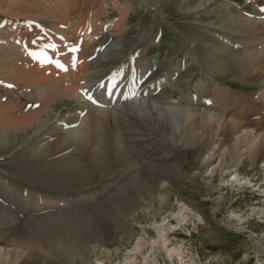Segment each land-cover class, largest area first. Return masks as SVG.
Here are the masks:
<instances>
[{
	"label": "rangeland",
	"instance_id": "obj_1",
	"mask_svg": "<svg viewBox=\"0 0 264 264\" xmlns=\"http://www.w3.org/2000/svg\"><path fill=\"white\" fill-rule=\"evenodd\" d=\"M46 1L50 3V0H0L2 68L12 60V39L21 40L20 34L26 23L36 22V19L41 18L40 21L48 24V27L56 26L53 19L57 15L54 12L46 17L42 13L41 8L45 4L42 7L40 3ZM68 1L73 3L75 0H67L66 3ZM78 2L79 7L70 13V18H77L82 7L90 10V6L101 7L105 18L101 36L89 55L88 78L103 80L113 71L96 63L99 58L107 55L106 51L111 45L122 47L127 41L130 45L148 47V54L144 57L150 61L147 72L149 75L142 79L138 90L147 88L157 80L166 71H160L163 66L170 67L176 60L179 65L172 70V82L156 85L160 82L158 79L153 84L157 88L155 91H152L151 86L148 87L154 93L152 99L155 104L166 107L180 104L183 107L195 106L198 97L194 96L195 100L192 96L189 97L193 100L191 102L187 98L188 84L192 80H201L209 91L215 84H221L224 86L222 92L229 90L239 95L240 102L231 108L229 114L235 113L234 120L245 124L237 129L227 124L217 131V127L222 124H204L199 118L194 120L195 124H182L178 131H172L168 124L157 126L163 137H166L157 141V144L163 145L160 156L164 157L171 168L165 169L166 175L159 177L158 186L152 190V194L140 192L128 194V197L125 195L119 200V208L111 212L108 219L97 218L91 224L95 237L80 239L83 244L82 256L63 258L52 247L49 239L44 238L36 228L23 227L22 223L10 227L2 224L0 264H264V71L260 69L253 73L260 66H252V70L240 78L222 80L209 73L204 61L208 51L200 50L203 44L217 46L213 47V51L219 47L220 51L224 50L233 55L260 50L261 42L264 43V31L244 36L219 27L223 26L219 21L230 18L232 14L233 17L264 21V11L256 10L252 0H212L194 10L181 7L179 0ZM256 3L261 4V1L257 0ZM194 5L198 7L200 4L197 5L196 2L191 7ZM124 7H128V15L122 10ZM93 12L95 10L91 8V13ZM124 15L128 21L123 28V34L114 36L113 30V35L107 34L110 31L109 24H117ZM150 31L151 42L144 38ZM98 48L101 51H97ZM130 48L131 46L123 54L108 56L126 62V54L133 50ZM126 63L129 64V61ZM110 65L113 66L112 63ZM193 67L196 68L193 77L186 80V73L192 72ZM7 87V82L0 78V122L19 116L20 111L14 112L15 115L12 116L7 109L14 105L12 99H16L17 94L24 104L29 100L36 102L47 98L54 93L52 88L43 96L37 87L31 90L24 85L14 90ZM127 88L123 84L116 92L122 93ZM181 90L186 94L183 97L179 92ZM175 95L180 98L178 105L175 103ZM205 100L206 98L202 99V104L210 105L213 99L209 103ZM188 101L191 105L187 104ZM78 103L79 101L73 99H59L55 106L56 114H60L58 119L69 123L77 122L78 116L74 110ZM56 127L59 126L56 124ZM192 128L197 130L198 135L189 134ZM3 132L4 129H0V134ZM15 135L9 134L7 145L0 148V206L9 210L12 215L15 214L12 217L25 222L29 218L56 213L61 209L65 212L67 209L70 212H93L104 204L109 191L101 193L99 198L88 199L89 194L95 191L91 189L81 194L85 198L77 206L66 208L52 205L56 192L46 191L36 183H31L32 178H26L22 170L48 168V164L54 159L27 160L42 141L40 135L37 136L38 139L34 136L33 128L28 133L20 132ZM33 136L34 139L25 143L26 139ZM93 146L94 143L90 144L88 151ZM171 151L186 153L187 165L177 163ZM132 167L133 173L139 170ZM123 168L125 167L122 166L119 170ZM11 181L13 185L23 183L26 186L13 195L9 191ZM96 181L97 177L92 176L91 181L87 182L89 185H85L92 186ZM40 195L47 196L50 205L42 206L38 199ZM32 201L37 203L35 207L28 206Z\"/></svg>",
	"mask_w": 264,
	"mask_h": 264
},
{
	"label": "bare ground",
	"instance_id": "obj_2",
	"mask_svg": "<svg viewBox=\"0 0 264 264\" xmlns=\"http://www.w3.org/2000/svg\"><path fill=\"white\" fill-rule=\"evenodd\" d=\"M179 1L180 6H185L186 10H194L212 0ZM255 1L257 0H252L255 9L264 11V0H260L261 4H255ZM66 2L67 0L41 2V6L45 4L44 7L42 6L44 10L41 8L44 17L48 14L52 15L53 12L57 15L53 19L56 26L48 27V24L41 22L42 19L39 17L40 19H36V22L26 23L25 29L20 34V41L14 38L12 42L10 41L11 45H9L13 46L11 49L14 50L12 60L7 63L8 65H3V68L0 64V78L7 82V88L14 90L24 85L29 90L37 87L42 95H45L50 88L54 93L47 98L44 97L36 102L29 100L24 104L18 94L16 99L14 96L13 99L11 98L14 105L8 106L7 109L12 116L16 111H20V114L9 121L0 122V129H4V132L0 134V148L7 145L8 136L11 133L16 136L15 134L20 132L28 133L29 129L33 128L34 136L42 137L39 148L27 160L54 159V161L48 164V168L36 171L32 168H24L22 172L25 173L26 178L29 177V180L32 178L30 182L36 183L41 189L56 192L55 199L51 200L52 205H61L66 208L77 206L85 198L81 197V194L91 189L95 191L89 194L88 199L99 198L100 194L105 191H109V194L105 197L104 204L93 212H72V209L71 212L69 209L65 212L61 209L56 213L29 218L25 222L12 217L15 214L12 215L9 210L0 206V225L6 224L10 227L22 223L23 227L36 228L44 238L49 239L50 244L60 256L72 259L83 254L81 237H95L96 234L92 231L91 224L96 222L97 218L108 219L111 212L119 208V200L125 195L128 197V194L140 192L152 194V190L158 186L159 177L167 172L165 169L171 168L166 164L164 157L160 156L163 145L157 144V141L163 137V134L159 132L160 129L157 126L163 127L168 124L172 131H178L182 124L184 126L195 124L194 120L200 118L204 124H222L217 127L219 131L227 124L237 129L245 123L234 120L235 113L229 114L231 108L240 102L239 95L229 90L222 92L224 86L221 84H215L212 87L213 91L211 89L209 91L206 90V85L204 86L201 80H192L190 85L188 84L187 98L192 96L195 100L194 96H197L195 106L183 107L182 104L179 106L180 98L177 95L174 98L178 106L166 107L155 104L152 99L154 93H151L148 87L151 86L152 91H155L157 88H154L153 84H156L158 79L160 82L156 85L172 82L174 80L172 70L179 65L176 60L170 67L163 66L160 71L165 69L166 71L157 80L147 88L138 90L142 79L149 75L147 72L150 69V61L144 57L148 54V47L130 45L127 41L122 44V47L117 44L111 45L108 49L106 48L107 55L99 58L96 63H100L104 69L111 68L113 71L103 80L88 78L89 55L104 29V17L100 10L101 7L90 6L88 7L90 10L82 7L80 16L77 18H70L72 17L70 13L79 7V2L78 0L73 3ZM196 2L200 5L191 7ZM91 8L95 12L91 13ZM127 8H122L125 14H127ZM233 15L230 18L218 20L223 25L219 27L244 36L264 31V21L233 17ZM127 21L128 18L124 15L117 24L110 23V31L107 34L113 35L112 30L114 36L123 34ZM151 35L152 31L145 34L144 38L150 40ZM263 44L261 42L260 50L239 55L220 51L219 47L213 51V47L217 46L210 44H203L200 50L208 51L204 61L209 73L213 77L230 80L247 74L249 70H252V66H260L253 73L259 72L260 69L264 71ZM234 45L237 46V44ZM129 46L131 50L133 49L125 56L129 64L108 56L123 54ZM111 63L113 66L110 65ZM195 69L186 73V80L193 77ZM124 73H130V75L126 76ZM123 84L128 86L127 90L125 89L126 92L117 94L116 89ZM207 91H209L207 95L203 96ZM179 92L183 97L185 91ZM193 92L196 94L193 95ZM61 98L79 101L74 110L78 116L77 122L69 123L58 119L60 114H56L55 106ZM203 98H206V102L213 99L212 103L202 104ZM17 99L20 106L16 102ZM189 101L193 100L189 99ZM189 101L187 104L191 105ZM56 124L59 127H56ZM189 134L196 136L198 132L192 128ZM34 136L26 139L25 143H29L35 138ZM93 143L94 148L88 151V146ZM171 152L177 163L187 165L186 153ZM122 166L125 168L119 170ZM132 166L139 170L133 173L134 167ZM92 176L97 177L96 183L86 186L85 183L89 181V178L91 181ZM24 186L26 185L23 183L13 185L11 181L9 191L15 195L17 191L23 190ZM38 199L42 202V206L50 205L47 196H41ZM36 205L37 203L32 201L28 206L35 207Z\"/></svg>",
	"mask_w": 264,
	"mask_h": 264
}]
</instances>
